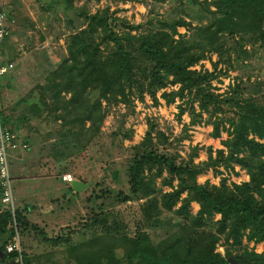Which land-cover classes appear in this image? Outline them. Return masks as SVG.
<instances>
[{
  "label": "trees",
  "instance_id": "1",
  "mask_svg": "<svg viewBox=\"0 0 264 264\" xmlns=\"http://www.w3.org/2000/svg\"><path fill=\"white\" fill-rule=\"evenodd\" d=\"M185 1L196 7L189 16L194 23L172 16L168 21L157 19V27L145 31L139 30L141 23L118 17L115 9L108 6L86 12L72 0L31 2L45 27L53 20L58 22L62 13L66 28L65 52L38 85L33 114L38 105L51 109V103L57 111L55 117L67 123L68 133L75 123L84 125L86 121L87 127L95 131L104 117L101 99L128 104L134 96L142 98L147 93L156 100L158 89L167 83H178L176 89H163L160 95L169 102L175 95L187 94L191 117L195 113L191 104L196 101L211 124V136L227 131L226 137L220 139L225 151L217 149L221 155L224 152L223 161L239 164L248 176L238 183H200L196 175L201 167L190 161L175 163L155 147L134 153L125 169L128 190H118L115 196L119 200L142 196L145 220L152 221L160 218L163 211H171L179 217L178 224L153 241L141 226L130 237L122 223L119 231L120 221L93 216L90 225L100 224L101 233L67 245L69 264H231L229 256L236 264H264V255L242 241L264 240V101L250 93L244 98L236 97L238 83L232 91L234 95L221 96L211 89L212 71L189 67L207 52H215L218 61L231 63L248 52L245 44L264 45V0ZM116 24L122 26L120 30ZM177 25L189 26L190 31L174 37ZM61 92L67 95H61L59 100ZM19 100L28 106V99ZM2 120L7 122V117L2 116ZM155 133L164 139L161 131ZM162 167L169 174L163 179L168 190L154 183ZM174 177L177 181L172 184ZM191 201L198 205L195 211ZM14 222L19 230L29 225L22 209L14 206L11 212L7 207L0 208L2 264L12 263L17 256L16 250L6 251L4 247L14 234ZM220 239L223 252L215 249ZM56 241L68 238L56 236ZM19 259L20 264H29L23 253Z\"/></svg>",
  "mask_w": 264,
  "mask_h": 264
},
{
  "label": "rangeland",
  "instance_id": "2",
  "mask_svg": "<svg viewBox=\"0 0 264 264\" xmlns=\"http://www.w3.org/2000/svg\"><path fill=\"white\" fill-rule=\"evenodd\" d=\"M32 1L0 0V7L11 18L3 47L5 56L13 62V68L0 78L1 111L9 114L12 123L19 119L17 124L20 133L25 135L29 143V148L19 160L24 167L22 173H26L27 177L33 176V173L36 174L34 168L41 164L49 168L54 177L60 176L62 172H69L74 177L81 176L87 185L66 197L60 192L61 188L56 192L53 187L45 185L46 190H49L44 192V186H41L38 177L23 180L25 208L30 211V203L34 200H42L44 204H41L39 212L35 210L25 215L29 223L27 227L19 230L15 227V222L11 223L15 228L14 234L5 244L16 240L18 247L14 249L17 251L16 259L10 264H20L21 253L27 255L29 264H69L67 245L101 233L100 224L90 225L93 216L105 218L106 221H120L119 231H122V223L124 232L130 237L134 236L137 226L144 228L153 241L170 232L179 220L171 211H163L160 218L147 221L141 212L144 197L119 200L115 196L118 190H128L125 169L130 157L148 147H155L175 163L190 161L193 165L200 166L201 170L196 175L197 182L218 184L224 180L226 184H230L247 180L244 168L233 161H223L224 152L222 155L218 153V148L225 151L220 142L227 135L225 129L220 131L218 137L211 136V124L196 101L191 104L195 113L192 117L188 114L190 99L187 94L183 93L181 97L175 95L169 102L160 95L163 89H176L178 83H167L158 89L156 100L147 93L142 98L134 96L128 104L101 99L104 117L95 131L87 127L86 121L84 125L75 123L72 125L73 131L68 133L65 130L67 123L62 122L60 116L55 117L57 111L51 103L48 104L52 105L51 109L38 105L37 113L33 114L38 85L46 80L45 76L61 53L65 52L63 32L66 28L59 20H53L45 27L37 17L33 19L30 14L36 15ZM72 1L86 12L108 6L109 9H115L118 17L130 23H141L139 30L144 31L156 28L157 19L168 21L172 16L195 22L189 16L196 7L185 0H167L161 3L153 0ZM121 27L116 24L118 30ZM188 27L177 25L173 36L188 33ZM244 47L248 52L231 63L225 59L218 61L216 53L211 51L189 67L198 71H212L214 77L210 80L211 89L221 96L234 95L232 91L238 83L240 88L236 97L244 98L250 93L264 101V45L254 42L247 43ZM229 58L231 60L232 54ZM61 95L66 97L67 94H58L59 100ZM23 97L28 99V106L19 100ZM58 111L62 112L61 109ZM8 124L12 126L9 122ZM156 130L163 133V140L155 133ZM10 174L13 203L17 206L13 173ZM168 175L166 167H162L160 174L154 177L156 187L168 190L170 187L163 180ZM176 181L177 178L174 177L172 184ZM50 196L54 201L53 207L47 204ZM190 206L192 211L198 207L195 201H191ZM2 207L4 205L0 203V208ZM217 216V213L213 215L214 218ZM56 236H65L68 241L54 242ZM242 241L248 248L252 247L264 255V240L242 238ZM215 249L223 252L221 239Z\"/></svg>",
  "mask_w": 264,
  "mask_h": 264
},
{
  "label": "built area",
  "instance_id": "3",
  "mask_svg": "<svg viewBox=\"0 0 264 264\" xmlns=\"http://www.w3.org/2000/svg\"><path fill=\"white\" fill-rule=\"evenodd\" d=\"M9 21L11 18L7 12L0 7V78L13 68V62L8 56H5L3 43L8 34ZM25 147L26 143H19L16 131L8 124L3 122L0 107V203L7 207L11 212L14 208L11 174L9 168V151L19 147ZM61 178L70 181L73 176L69 172L61 174ZM18 247L16 240L5 244V250L10 251Z\"/></svg>",
  "mask_w": 264,
  "mask_h": 264
},
{
  "label": "crops",
  "instance_id": "4",
  "mask_svg": "<svg viewBox=\"0 0 264 264\" xmlns=\"http://www.w3.org/2000/svg\"><path fill=\"white\" fill-rule=\"evenodd\" d=\"M35 15H36V13H35ZM59 15H60L59 23L60 22L63 23V20H62L63 19V15H62V13H60ZM30 16L33 19H35V17H37V16H34L32 14H30ZM40 22L43 23V20H40ZM43 25H45V23H43ZM1 93H2V90L0 88V106H1ZM1 113H2V116L7 117V122H5L6 124H8V122H9L10 124H12V126L14 125V128H13L11 125L8 124L9 126H11V128H13L16 131L19 143H22V142H25L26 143V146L25 147H21L20 146L19 148L11 149L9 151V168H10V172L13 173V181L15 183L14 184V193L16 195L15 196V199L17 200V206L16 207L22 209V212L25 215L26 214L29 215L32 211H35V210L37 212H39L40 209H41V207H42L41 204H44L42 202V200H41V202H37L36 200H34L33 202L30 203V205H31L30 211H29V209L27 210L25 208L26 206L23 203L24 196L26 195L24 193V187H23V184L25 182V181L23 182L24 179H32V178L38 177V179L40 178V180H41V181H39V182L42 183L41 186H44V189H45L44 192H47L49 190V189L46 190V186L47 187L50 186V187H53V189L56 192H59V189L61 188L60 189L61 190L60 192L63 195H66V197L69 196V195H71L70 193H73L74 190L71 188V186L69 184V181L63 180L61 178V175L58 176V177L57 176L56 177L52 176L50 169L44 167V165L39 164V166H37V168H34V169H36L35 170L36 174L33 173L32 174L33 176H30V177H27V174L26 173H22L21 172L24 167H23L22 164H20V161L19 160H20V158H22V155L24 154V152L29 148V146H28L29 143H28L25 135L23 133L22 134L20 133V128H19V126L17 124V122L19 123V119L16 120V121H14L12 123V121H11L12 119L10 120V116H9L8 113H4L3 110L1 111ZM23 119H25V118H23ZM31 170H33V169H31ZM73 178L79 179L76 176L75 177L73 176ZM79 180H81V179H79ZM47 182H49L51 184L48 185L49 183H47ZM34 194H35V191H34ZM34 194L33 193H31V194L29 193V195H34ZM47 201H48L47 202L48 206H52L53 205V202L54 201L52 200V197L51 196L47 198ZM36 207H38V208H36Z\"/></svg>",
  "mask_w": 264,
  "mask_h": 264
},
{
  "label": "water",
  "instance_id": "5",
  "mask_svg": "<svg viewBox=\"0 0 264 264\" xmlns=\"http://www.w3.org/2000/svg\"><path fill=\"white\" fill-rule=\"evenodd\" d=\"M69 184L73 190H79L83 185H87L86 182H83L79 179L73 178L69 181ZM0 257H2V251H0ZM231 264H236V261L232 257H228Z\"/></svg>",
  "mask_w": 264,
  "mask_h": 264
}]
</instances>
